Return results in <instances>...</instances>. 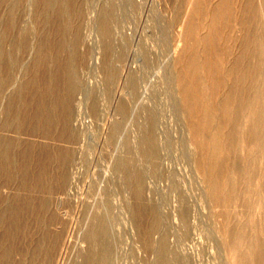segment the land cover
I'll return each mask as SVG.
<instances>
[{
    "label": "bare ground",
    "instance_id": "obj_1",
    "mask_svg": "<svg viewBox=\"0 0 264 264\" xmlns=\"http://www.w3.org/2000/svg\"><path fill=\"white\" fill-rule=\"evenodd\" d=\"M8 1L10 3V0ZM12 1L14 3L15 0ZM36 1L37 8H35L36 13L35 11L34 13L36 15L35 17L37 18V21L44 25L48 24V26L51 23L52 29L51 31L49 30L51 34L48 32L50 35L47 36L46 33V37H48L50 47H47L46 49L45 46L47 45L44 46V43L46 41L44 42L38 40V46L37 48H34L36 49V51L33 53V55L35 53L36 54L34 55L35 57L33 56V64L30 62V64H32V67L30 64V67H26L27 69L31 68L28 70L29 77L26 78L27 80H24L25 83H23V85L20 86L21 89H19L22 92L20 93L17 90L16 94L19 96H15L14 93H11V96L10 93H8L11 96L10 100L8 98V94H5L3 96H7L8 100H5L4 103H7L6 101L9 102V106L7 108L9 110L7 111L9 113L7 114V118H5L6 120L3 117L4 122L2 121V118L0 119V122L1 125L2 123L6 124H3V127H7V124L9 125V123H16L18 128L27 131L29 130V132L32 131L33 133L34 131H40V133H42L41 135H44V137L47 136L49 138L52 136L51 138H58L62 139L63 141H75V136H78L75 132H77L78 130L74 131L72 129L75 126H71L73 125L71 123V117H74L72 116L74 115L73 110H75L73 109L75 107H73V100L77 98L75 93L76 91H78L77 88H79L82 84L80 83V81H77V78H81V76H77V74H79L77 73V64L80 63L79 61H81L85 55L84 52H80L79 49H81V47L78 48V44L81 38V31L83 28H85H82V24L84 22V16L86 15L83 5L85 6L86 2L84 3L85 0ZM169 1L171 2L173 0H168L167 3ZM22 2L19 3L23 7ZM152 3H154V1ZM173 3V14L172 12H170L172 11V7H170L171 10L169 11L172 14V17H170L172 19L170 21L172 23L177 21L178 23L181 15L184 16L181 21H179L181 22V25L179 23L181 27L180 29H178L179 36L183 40V45L180 44L182 46L180 47L178 53L176 52L177 54L175 55V65H173V67L175 66L176 69L175 81L181 97L184 116L189 123L188 128L191 139L190 142L193 145L192 147H194L193 149H196L197 151V153L196 151L194 152L196 154V156L194 155L196 170L200 174L205 185V189L207 192L206 196L208 195V197L210 198L208 199L211 200L210 202H212L214 206V208H211L212 212L213 209H215L216 215L217 213L220 214L219 216L217 215L218 217L215 216V218L217 219L220 217V220L222 219V224H219L220 221L217 222V224L219 226L221 225L219 227L221 233L220 231L219 233L223 235L224 245H227L228 248V251H226L228 252L227 254L229 264H264V0H174ZM173 3L171 5H173ZM138 4L140 3L138 2ZM169 4L170 3H168V5ZM21 5L19 6V8L21 7ZM136 5L137 1L136 3H134V8L136 9V7H140L139 5ZM113 6L107 8L104 7L99 11L98 16V27L100 29H98V31L102 33H99L100 35H102V37L107 38V44L106 46H104L109 52L113 51V45L116 46L115 43L113 44V42L109 40V37H111V35H115H113L112 31L116 33V31H114L113 29H117L118 24H120L117 20V22H115V18H117V10ZM185 6H187V8L184 9L186 10V13L184 15L182 14V10ZM16 7H14L13 4V7L11 6L9 9L7 8L8 12L6 16H8L5 17L4 20H0V40L7 39L6 41H10L13 34L14 36L16 35L14 32H16L18 28H21V26L19 27L18 25L19 20L16 16V12L19 11L17 10L18 5ZM152 7L157 8V5H154ZM24 8H26V6L23 7V10H25ZM142 8L145 9L141 6V10H139L142 11ZM154 9L151 10L152 13L156 11H154ZM49 10H52L53 17H49ZM137 10L138 9L135 10L136 12L134 11L136 14L138 13ZM139 15L142 16L143 12L142 15ZM148 17L149 16H147V18ZM153 18L155 19L156 16L154 17L153 15ZM150 19L149 21H152ZM136 20L139 24L140 20ZM114 22L116 24L118 23L116 27H114L116 25ZM85 24L86 23H84V25ZM145 25L147 27L149 26L148 28H150L152 24L148 25L146 22ZM145 25H143L144 28L146 27ZM26 26L28 25L23 26V28L25 27L24 29L21 28V30H18L19 33L16 32L17 34H19V41H13V43L10 45L11 47L13 45L12 49L22 51V49H27L26 47L29 46V43L33 44L30 42V40H27L29 39V37L27 38L28 32L30 33L31 29L27 30ZM42 29L43 27H41L39 30L41 31ZM155 29H158V27L154 28V30ZM143 30L147 32L148 29L146 30L145 28ZM157 32L155 35H157ZM141 33L139 34L145 37V40H147L148 37L145 36V33L143 34L142 31ZM151 33L153 32L151 31ZM44 35L45 33L43 34V36ZM155 35L152 34V37H155ZM43 36H41L42 40L45 37ZM127 36L129 37L131 36V34ZM140 38L141 37H139V39ZM149 38L150 40L153 39H151V37ZM180 38L177 37V39ZM14 39L17 40L16 37ZM82 39L83 38H81V40ZM142 39H140L142 41L141 43H143L144 41ZM128 40L134 41L135 39L128 38ZM27 41H29V43ZM138 41L139 40L137 39V43L139 45ZM149 41L147 42L149 43ZM147 42L144 43L148 44ZM140 46L142 47L143 45ZM144 46L147 47V45ZM31 47L33 48V46H30V48ZM123 48H125L126 50V47ZM9 50L11 49L9 48ZM127 50H129L131 53V48ZM142 50H144L143 47ZM147 50H149L150 53L151 50ZM86 51L87 50H85V52ZM115 51H117V49ZM1 52L2 54L0 55H2V58L0 57V60L3 61H0V94L2 95L4 85L11 82L12 75L14 74L13 72H11L13 63L11 61V57L10 59H5L4 56H10V54L12 55L15 51H12V53H10V51ZM26 52H28V50ZM117 52L119 53V51ZM117 52L115 53L116 55H118ZM122 52L120 53L123 54ZM63 53L65 55H63ZM127 54L129 56L128 52L126 54H123V57L124 55L127 56ZM143 54H146V57L148 58L149 56L151 57V54ZM103 55L105 56L106 54L104 53ZM78 56L79 59H81L78 61L79 63L76 62L78 60ZM106 56L104 57L105 60L107 59ZM135 56L136 55H134V57ZM146 57L141 60H146ZM86 58L84 59L86 60ZM104 58L102 63L105 61ZM138 58L139 57H137L136 59L135 57L134 59H136V61L140 60ZM149 59L151 60L152 58ZM152 60L156 61L155 59ZM15 61L17 62L18 59ZM131 61L132 63L134 62L132 60V57ZM18 62L16 63V66L21 67L22 64L20 65V60ZM83 62L85 61L83 60ZM83 62L81 63L83 64ZM111 63L113 64L114 62ZM50 64L53 66L52 69L47 68V65L49 67ZM112 64L110 65V62L108 60L106 68L105 66H103V69H106L107 71L104 77H106L107 75L108 79H106L114 82V79L116 81V72L121 71L122 69H126L122 68L121 65V69L117 71V64L113 65L117 66L115 69L113 68ZM133 64H137V62ZM149 64H147L146 67ZM128 70L130 69L128 68ZM130 72L131 71H129V73ZM26 74L25 76L27 77ZM128 77L131 86L135 88V86L137 85L136 79L138 77H135L131 74L130 76L128 75ZM127 78L125 77V79ZM139 80L141 79L139 78ZM20 82H23V80ZM111 82H109V84H111ZM126 83H128V81ZM124 84L125 83H123V85ZM128 92L130 93L131 91ZM131 95H133L132 92L130 94V97ZM74 96L76 98H74ZM121 96L122 95H120V97ZM126 96L125 99L122 98L123 100L121 102V110H119L124 114H128V111L132 108L130 107L129 109V101L131 102V100L128 98L127 94ZM3 97L0 98L1 101ZM16 99L19 100L17 101L18 103L20 102L21 108L17 106L20 109H13L12 107L13 103H17H15ZM94 99L92 100V104L94 103L96 105L97 102L95 100V103ZM95 105H92L94 106L93 111L98 110L96 109ZM98 105L99 104L97 103V107ZM117 109H120V107ZM4 110H6V108ZM6 113L7 112H5V114ZM155 113L156 112H154V114ZM94 114L96 115V112ZM120 118L126 119V116L124 115ZM149 118L147 119V121H150L149 124L147 123V129L144 130L145 122L142 125L143 127H141L143 128L145 133H141L142 136L139 137V139L141 138V143H139V145H141L139 148H141V153L143 156L151 159L152 162L155 161L154 163H156L159 160H156L158 158L156 156L159 153L158 146L160 145V143L158 144L157 142V140L159 139H157V137L159 136L156 137V135H158L156 134L157 129H155V125L157 123H155L156 120L154 119L153 115L149 116ZM115 120V123L113 124L117 123ZM121 121L123 122V120ZM121 121L119 122V124L121 123ZM13 126L15 127L16 125L13 124ZM118 126L119 125L117 124V127ZM113 130L115 132L116 129L113 128ZM32 132H30V134H32ZM17 133H19L18 130ZM34 134L40 135L39 133ZM1 137L3 136L1 135ZM13 137L16 136L13 135ZM19 138L20 137L15 138L18 139V141L16 140L17 142H19ZM2 139L0 138V141ZM9 139L11 138L9 137ZM4 140L2 141V143H5ZM33 141L35 142L36 140ZM33 141H29V143L26 140L27 143L24 141L26 144H18L19 146L16 144V146L18 147L22 146V149L20 150L21 158L20 160L18 159L17 162L13 160V157L9 152L12 150H9V146L11 147L12 144L15 145V140L14 143H10L8 141V151L3 150L2 152V149L0 148V201H2L3 203H9V205H5V210H3L2 207L1 210L3 211L0 213V264H57L56 261L58 258V253L63 246V242L66 238L65 236L68 233L67 230L70 228L69 226V228L67 227V225H69V221H67V224L65 223V220L68 219H65L63 217L64 214H68V210L64 211V209H60L61 211H59L58 209L61 207L59 203H55L57 204V207L59 205V208L57 209L59 211V215L58 211L57 213L53 212L55 210H53L52 213L49 212L51 208L53 209V207H51V205L53 204L51 203L50 205L47 195L45 196V194L43 195L39 191L52 193L55 191L63 192L64 190L65 192V190L67 189L66 183L70 175V173H68L69 171L67 170V166L69 165L67 164L68 162L71 163V161H69V157L70 155H74L71 153V151L73 150L70 149L69 146H65V148L62 147L60 149H52L51 147V149H49L50 145H48L47 147V144L45 145L44 143L40 142L42 145L41 147L38 142V144H36V142L33 143ZM20 144L22 143L20 142ZM1 146L2 145H0V147ZM31 150H34V153L35 151L38 152V154L35 153L36 155L33 154L35 156L32 157V154L30 153ZM129 151L130 150L128 149L125 155ZM131 152H133L132 154H134H130L133 157L130 158L128 154L129 158H126V155L123 156L124 158H126L125 160L123 158L119 159H123L121 165L124 169L123 171L126 175V180L131 185L130 186L128 184V186L131 187V189L133 187V192L135 191V195L139 196L145 188H143L142 186V177H145V175L142 172V176V173L138 171L141 169L136 170L137 168L134 167L136 163L133 164L132 161L134 162L136 160L132 159H134L136 151L134 153V150H131ZM29 153L31 155H29ZM138 153L140 154V152H137V154ZM160 155L161 154H159V158L161 157ZM135 159H137V157ZM120 162L121 161L119 160L118 164ZM118 168L122 171L120 167ZM157 171L158 170H156L155 172L157 173ZM11 183H14L19 189L22 188L24 190L23 192H25V189L31 190L28 191L31 194H28L27 191L25 194H21L22 192H19L20 194H17L15 201L16 204L14 206L11 205L13 201L12 199L11 203L9 202L12 194L9 199L4 197L5 195H3L4 185L9 186ZM11 188H13V186H11ZM18 188L17 190H19ZM10 191L11 190H9V192ZM32 191H35V193L36 191H38L37 193H39L40 195H38L37 193V195L33 194L34 192L32 193ZM16 192L17 191H15V194ZM8 193H5L8 195L7 197L10 196V194ZM49 194L48 196H52L51 198L56 197V199L54 200H57V196L53 197L52 194ZM13 199H15V197ZM58 199H61V197L59 196ZM63 202H65L64 199ZM141 204L142 203L140 202V205ZM136 205L133 206L135 207L133 208L135 210V214L138 217L143 216L146 213L145 208H148V204L147 207L146 205L145 207H136ZM49 206L51 207L50 209ZM87 207L88 205H86V208ZM183 207L185 208L187 207V205H183ZM188 207L190 206L188 205ZM188 207L185 208L189 212L188 217L186 216L187 211H181V215L184 218H190V211L188 210ZM86 208L84 209L86 210ZM157 208L158 207H156V205L152 204L151 208L147 210L149 213L148 216L147 214H145L144 216L147 217L146 220L143 219L145 221L143 222L145 223V225L142 232L143 238L141 240H143L144 242H141L150 252H152L150 249L153 250L154 248H156L154 249V253L158 249V256H160L161 258H165V255L167 254V233L164 231V229L163 231H161L163 227V216L161 217L162 213L160 214V210L159 208ZM68 209L71 210L70 207ZM84 209L83 211H85ZM62 211L65 213L61 214L60 212ZM60 214L63 216L60 217ZM25 215L34 218V220L32 221H34L35 223V229L31 228L29 220H23ZM132 215H134V213ZM181 215L180 217H182ZM221 215L223 216V218H221ZM70 219L71 218H69V220ZM104 219H95L92 222L91 220L89 221L91 224H89L88 229L86 228V232L84 233H86L85 237H88L89 241L87 239L86 240L91 244L87 243L89 245V248L86 250V252L84 250V253L82 252V254H84L83 264H107L109 261H112L110 259L111 254L109 252L111 246L109 248L107 247L109 244L107 243V234H109V232L107 231V221ZM163 222L165 223V221ZM64 224H66V227L68 228L66 230L67 233L65 231V236ZM187 224L188 223H186V225ZM186 225H184L185 229L189 227L188 225ZM158 230H160L161 236L160 242L157 244V241H155L153 236H155V231ZM188 230L189 229H187L186 233H188ZM181 234H184V236L186 235L185 233ZM23 236H26L28 238L25 239V242L23 241ZM169 248L171 250L170 245ZM17 254L20 256L17 257ZM158 256L156 258H158ZM158 259L157 261L160 262ZM165 259L167 260L168 258ZM172 259H174V257ZM160 263H162V261ZM163 263L165 264V261H163ZM168 264L174 263H172L171 261L168 262Z\"/></svg>",
    "mask_w": 264,
    "mask_h": 264
},
{
    "label": "rangeland",
    "instance_id": "obj_2",
    "mask_svg": "<svg viewBox=\"0 0 264 264\" xmlns=\"http://www.w3.org/2000/svg\"><path fill=\"white\" fill-rule=\"evenodd\" d=\"M136 1H137L136 6L138 5L140 6V7H136V9L141 10V6L145 8V9L142 8V11L137 10L138 12L137 14L135 13L136 9L134 8V3H136ZM136 1L135 0H132V1L131 0H85L84 1V3L86 2L87 6L83 5L86 15L84 16V19H83L84 22L82 24L83 25L82 28L83 27L85 28L83 29L81 28L82 31L84 30L83 33L81 31V38H83L85 41L83 39L81 40L80 38L81 42L82 41L83 42L81 43L79 40L78 48L81 47V49H79L80 52L81 53L84 52L85 54L84 58L86 57L87 58L86 60L84 58L81 60L79 59V56H78L77 57L78 60L76 59L77 60L76 62H78L79 60H81L79 61L80 63L83 62V60L85 62H83V64L82 63L80 64L79 62H78L79 64L76 63L78 65L77 73L80 74V75L77 74V76L78 77L81 76V78H77V81L78 82L80 81V83H82L81 84L82 86L78 83L80 85L79 87L80 90L79 88H77V90L79 91V92L76 91L75 93L77 98L74 96V98H76L77 100L73 98L76 101L73 100V103H74L73 107L75 106L73 109L75 110H73L74 115H72L74 117H71V123L73 124L71 126L72 127L75 126L72 129L74 131L78 130L75 133L79 137L75 136L74 138L76 139L75 141L66 140L67 141L66 142V141H63L62 139L51 138L52 136L49 138L47 136L44 137V135H41L42 133H40V131L39 132L34 131V133H39L40 135L38 134L35 135L32 131H30L32 132V134H30L29 130L27 131V130H22L18 128L16 123H13L14 125H16L15 126L16 128H15L12 123L11 124L9 123V125L11 126L7 124V127H6L5 123H2L1 125V122H0V138L1 139L3 138L0 141L1 142L0 145H2L0 147L2 149L1 151L2 152L3 150L8 151V147H7L8 143L9 142L14 143V140H15V145L10 144L11 147L9 146V150L11 149L12 150L9 152L11 153L13 160L17 162L18 159L20 160L21 158L20 150L22 149L21 148L22 146L21 147H18V146L24 145L29 141L32 142L33 140H36L35 141L36 144L39 143V145H41V143H44L45 145L47 144V147L48 145H50L49 149H51V147L52 149H60L62 147L65 148V146H69L70 149L73 150L71 151V153L74 155H70L69 157V161H71V163L68 162L67 164L69 165L67 166L68 168L67 170L69 171L68 173H70V175L68 179L69 181L67 180V183H66L67 189L65 190V192L63 190L64 193L62 191L61 192L55 191L52 193L49 192L50 193L49 194L48 192L39 191L41 192V194L43 195L45 194V196L47 195V197L49 198L50 205L51 203L53 204L51 205L53 209L49 206V209L51 208L49 212L52 213V211L55 210L53 212L57 213L58 210L59 211H61L62 209H64V211L68 210V214H64L65 212L63 211L60 212L61 214L62 213L64 214V216L60 214V217L63 216L65 219H68V220H65V219L64 220L66 221L65 222L66 224L68 223L67 221H69L68 223L69 225H67V227L69 226L71 229L69 227L68 229L66 227V224H64L65 225L64 226L65 227L64 236L67 233V231H68L67 233L68 235L66 234L65 236L66 238L63 242V246L58 253V256H57L58 258L56 261L57 264H83L84 254H82V252L83 253L84 251L86 252V250L89 248L88 244H91L90 242H88L89 241L88 237H85L86 233L84 232H86V228L88 229L89 224H91L89 222L90 220L92 222L95 219L100 220L102 218L103 219L106 218L104 220L107 221L106 222L107 227H108L107 231L109 232V234H107L108 235L107 243L111 244V245L108 244L107 247L109 248L111 246L109 249V252L112 256V258L110 256V259L112 261L111 262L109 261L110 263L108 262L107 264H164L163 261H165V264H168V262H171V261L174 264H229V259H228V254H227L228 248H227V245H224L223 235L220 234L221 231L219 227L221 225L219 226L217 224V222L219 221H220L219 224H222L221 223L222 219L220 220V217L217 219L215 218V216L217 215L219 216L220 214L217 213L216 215L215 209H213V212H212L211 208L212 207L214 208V206L212 202H210L211 200H209L210 198L208 197V195L206 196L207 192L205 189V185L203 183V180L200 174L196 170V165L194 162V159L196 156L194 152L196 151V149L195 150L193 149L194 147H192L193 145L190 142L191 139H190V133H189V128H188L189 123L186 117L184 116L181 97L178 92L179 90H178V87L175 81L176 69H175V66L173 67V65H175V58H176L175 55L178 53L180 47L183 45V40L180 38L179 31H178V29H180L181 27L180 26L181 22L179 21H181V19L184 16L181 15V17L178 20V23L177 21L173 23L170 21L172 19L170 17H172V14L174 12V8H173L174 0L171 2L169 1L168 2L170 3L169 5L167 3L168 0H164L165 3L163 2V0H156L157 2L155 0H147V1L146 0L144 1L136 0ZM153 1L156 4L152 3ZM19 2H22V0H15L14 3L12 0H10V3L8 0H0V20H4L5 17L8 16V15L6 16L8 9L11 6L13 7V4H14V7L18 5L17 10L20 11V12L19 11L16 12L17 13L16 16L18 17L17 19L19 20L18 25L19 27L21 26L22 29L25 28V27L23 28V26L28 25L26 26V29L27 30L31 29L32 31L30 30V33L34 32L35 30V32L31 34L28 32V36H27V38L29 37V39L27 40H30V42L33 44H30L29 41H27L29 43V44L27 43L29 45L26 47L27 49H24V50L22 49V51L12 49L13 45L12 47L10 45L13 43V41H16V42L19 41L18 40L19 34L17 33H19L18 30H21V28H18L16 31L17 33L14 32L16 35L14 36L13 34L12 36V39L16 37L17 40L15 39L14 40L11 39L10 41L9 40L6 41L7 39L0 40V48H1L0 54H2L1 51H6V52L10 51V53H12V51H15L13 52V54L15 55L10 54V56L8 55L4 56L5 59H10L11 57V61L13 62L11 72H13L14 74L12 73L13 74L12 79H11V82H9L10 85L9 83L4 85V88L2 91L3 94L2 95L0 94L1 97H3L5 94H8V93H10L11 96H12L11 93H14L16 96L17 90L20 93L22 92L21 90H19L21 89L20 86L23 85V83H25L24 80H27L26 78L29 77L28 70L31 69V68L27 69L26 67L28 66L30 67V65L32 67L34 57H35L34 55L36 54L35 53L33 55V53L36 51V49L34 48H37L38 42L40 40L44 42L46 41L44 43V46L47 45L45 46V48L47 49V47H50V43H49L48 37H46V33H47V36L51 34V32H49V30L51 31L52 29L51 23L49 24L50 26L49 27L48 24L44 25L42 23H39V21H37V18L35 17L36 16L35 8H37L36 7L37 1L36 0L35 1L34 0H23L22 2L23 7L26 6V8H24L25 10H23V7ZM138 2L140 4H138ZM172 3L173 5H171ZM19 4L21 5L20 7L21 9L19 8L20 6ZM154 5H157V8L152 7ZM166 5H167V8H166ZM110 6L115 7V9L117 10V12L115 11L116 17H117L115 18V22L118 21L120 23V24L117 23L118 24L117 29L116 28L113 29L114 31H116V33L112 31L113 35L114 34L115 35L114 36L111 35V37H109L110 38L109 40H111L113 44L114 43L116 44V46L113 45L114 49L112 52H109L105 47L107 44V38L102 37V35L99 34L101 32L98 31L99 11L103 9L104 7L107 8ZM149 6H151L152 8ZM170 7H172L171 8L172 11H170L171 10ZM186 8L187 6H185L182 10L184 12V13L182 12V14L184 15L186 13V10L184 9ZM153 9L154 11L156 10L155 11L156 13L155 12L152 13L151 10ZM169 11L172 12V14ZM48 12H49L48 15H50L49 17H53L52 10H49ZM142 12H143V15H142ZM149 12L151 13V16ZM134 13L136 14V16ZM146 13H149V14H146ZM139 14H141L142 16H140ZM153 15L154 17L156 16L157 18V19L155 18L156 21L153 18ZM138 16H140L141 18ZM147 16H149L150 18H153L154 20L148 17L155 24L152 21H149ZM136 19L140 20V21L138 20L139 24ZM145 21L147 22L148 25L152 24L150 28H148L149 26L147 27L145 25L146 23ZM84 23L86 24L84 25ZM117 24L113 26L116 27ZM142 24L146 26L145 27L146 30L148 29L147 32L143 30L145 28ZM141 26L143 27V29ZM31 27L35 29L33 30ZM39 27L40 28L43 27V29L40 31ZM157 27L158 29L154 30V28H157ZM43 31L45 33L44 35L45 37L43 36L44 34ZM141 31L143 32V34L145 33V36L148 37V39L146 38L147 40H145V37L141 36L142 35ZM151 31L153 33H151ZM148 32L150 33L151 36L149 35ZM156 32H157V35H155ZM127 33L131 34L132 37L131 36L128 37L127 35L129 34ZM139 33H141V35ZM82 34L83 36L85 34V36L83 37ZM152 34L155 35V37L153 36L154 38L152 37ZM39 36H40V39H39ZM41 36H43L45 40L44 39L42 40ZM138 36L141 37L140 39H142L143 37L142 39L144 40L143 43H141L142 41L139 39ZM149 37H151V39L153 38L152 39L153 41L150 40ZM177 37L180 39H177ZM46 38L48 41L46 40ZM128 38L135 39V40L134 41L128 40ZM137 39L139 40L138 41L139 45L137 43ZM104 40L106 41V43ZM149 40L151 41V43ZM179 40H181L182 42ZM147 41H149V43ZM144 42H147L148 44H145ZM140 45H143L142 47L144 48L145 52L144 50H142V47ZM144 45H147V47ZM30 46H33V48L32 47L30 48ZM123 47H126V50L131 48V53L129 50L126 51L125 48ZM9 48L12 51L9 50ZM116 49L117 51H119V53L123 51L122 52L123 54H126L129 52V56L127 54L128 57L125 55L123 57V54L121 53L119 54L117 51H115ZM147 49L151 50L150 53H149V50ZM25 50L26 51L28 50L29 53L26 52ZM85 50L87 51L85 52ZM106 50H107V53H106ZM116 52L118 55L115 54ZM104 53L106 55L107 54L109 55V56L107 55L108 57L105 55L107 58L106 59L107 61L104 58L105 57L103 55ZM109 53L112 55H110ZM143 53L151 54V57L148 55L149 58L155 59L156 61L152 59L150 60L148 57H146L147 55ZM63 55L65 54L63 53ZM134 55H136L135 56L136 59L137 57H139L138 59L140 60L136 61V59H134L135 58ZM1 56L2 55H0V57ZM12 57L15 59H13ZM102 57L104 58L105 63L104 62L102 63L103 61ZM131 57H132V60L134 61L133 63L137 62V64L132 63ZM145 57H146V60L142 61L141 59H144ZM16 58L18 59V61L20 60V65L24 64L23 68H22V65L21 67L16 66L17 65L16 63L18 62V61L17 62L15 61L17 60ZM108 60L110 62V65L112 64L111 62H114L112 66L117 64L118 67L113 66L114 69L117 67V71L121 69L120 68L121 65H122V68L126 69V70L122 69L121 71L123 72L121 71H118L119 73L116 72L117 82L115 81V79L113 80L116 83L111 82L110 80H107L108 79L107 75L106 77H104L107 71L106 69L105 70L103 69L104 68L103 66H105L106 68ZM1 62H0V65H1ZM30 62L32 64H30ZM147 64L149 65L146 67ZM52 67L53 66L51 64L49 65V67L47 65L48 69H52ZM128 68L130 70H128ZM129 71H131L132 73L131 72L129 73ZM25 74L27 75V77L25 76ZM130 74L134 75L135 77H138L136 79L137 85L135 86V88L131 86V83L128 80L129 79L128 75L130 76ZM124 76L128 78L125 79ZM139 78L141 80H139ZM22 80L23 82H20ZM126 80L128 81V83H126L127 82ZM109 82H111V84H109ZM123 83L125 84L123 85ZM123 88H124V91L127 93L123 91ZM138 90H139V93H138ZM128 91H131L134 96L131 95L130 97L131 92L129 93ZM126 94L128 95V98L132 102L131 103L129 101L130 103L129 109L130 107L132 108L128 111V114L127 113L124 114L122 111H119L121 110V102L123 100L122 98L125 99ZM10 95L8 97L9 100L11 97ZM120 95L122 96L120 97ZM93 99H94V102L96 100V102L99 104L98 107H97L96 102H95L96 105L94 103L92 104ZM5 100H8L7 96L2 98L3 102L0 99L1 101L0 102L1 103L0 119L2 118L3 122H4V119L7 118V114L9 113L8 112L9 110L7 109L9 106V102L6 101L7 103H4ZM17 101L19 100L16 99L15 103ZM90 103L96 106V109H98L97 110L98 114H97V111H93L94 106H92ZM17 106L21 108L20 102L19 103L17 102L16 104L14 103L12 104L13 109H20ZM119 107L120 109H117ZM5 108L6 110H4ZM5 112L7 113L5 114ZM95 112H96V115L94 114ZM154 112H156L155 113L156 115L154 114ZM115 114L117 118L115 117ZM124 115L126 116V119L120 118V117H123ZM147 115L149 116L153 115L154 119L156 120L155 123H157L155 125L156 126L155 129H157V131L156 130L155 131H156V134H158L156 135V137L159 136L157 137V139L159 138L157 142L158 144L160 143V145L158 146L159 153L156 156L158 157L156 160L159 159L158 161L160 162L157 161L156 163H154L155 159L153 160L154 162H152L151 159L143 156L141 153V148H139L141 145V144L139 145V143H141V138L139 139V137L142 136L141 133L143 134L145 133L144 130L147 129V123L149 124L150 122V121H147V119L149 118V116ZM114 120L117 122L116 124H113L115 123ZM121 120H123V122ZM120 121L121 123L119 124ZM144 122H145V127L143 130V128L141 127H143L142 125L144 124ZM3 124H5L4 125L5 127H3ZM117 124L119 125L118 127H117ZM112 125H115L116 127ZM113 128L116 129L115 132ZM111 129L113 133L111 132ZM17 130L19 133H17ZM1 135L3 137H1ZM13 135L16 136L17 138L20 137L19 142H17L18 139H15L16 137H13ZM9 137L11 139H9ZM3 140L5 141V143L3 142L5 145L2 143ZM109 141H110L111 146L109 145ZM20 142L22 144H20ZM35 142L33 141V143ZM16 144L17 145L19 144V145L16 146ZM128 149L130 150L129 152H131V150H134V153H135L136 151L135 157L134 159H132L136 161L134 162L132 161V163L133 164L136 163L134 167H136L137 169L136 168L135 169L143 170V171L141 170H138V171H140L141 173L143 172L145 175L144 177L142 173V176H143L142 186L143 188L144 187L145 188L143 189V191L141 192V195L139 196L135 195V191L133 192L134 190L133 187L131 189V187L128 186V184L130 185V183L127 182L126 175L124 174V171H123L124 169L122 168V165H121L123 159L125 160L126 158H129V157L131 158L133 157L131 155H134L132 154L133 152L131 153L128 152L126 154L127 157L124 158L123 156H126L125 153L127 152ZM33 151L34 150L30 151L32 155L29 153V155H31L32 157L38 154V152L35 151L36 153L35 154ZM137 152H140V154L139 153L137 154ZM128 154H129V157H128ZM159 154H161L160 158H159ZM136 157L137 159H135ZM119 158H123V159H119ZM119 160L121 162L118 164ZM152 164L153 165L155 164L156 166L155 165L153 166ZM118 167H120L123 172ZM156 170H158L157 173L155 172ZM10 185L13 186L14 189L11 188ZM10 185L9 186L4 185V188H3V195H5L4 197L9 199L11 197V194L13 198L15 197V199H13L12 197L9 199L10 203L12 200L14 202L16 201L17 194H20L21 192H22L21 194H25L26 191L29 194L30 192L28 191H31V190L25 189V192H23L24 190L22 188H20L21 189L20 190L18 187H16L14 183L13 184L11 183ZM8 188L9 190H11L10 192ZM17 188L20 191L17 190ZM15 191H17L16 194H15ZM4 192L5 193L9 192L8 194H10V196L7 197L8 195L5 194ZM37 192L38 191H36V193ZM32 193L36 194L35 191H32ZM47 193L49 195L52 194L53 197L57 196V200H54L56 199V197L51 198L52 196H48ZM37 194L40 195L39 193ZM58 194L61 197V199H58L59 198ZM63 199L65 200V202H63ZM13 201L11 203L12 206L16 204V202L14 203ZM139 201L142 203L141 205ZM0 203H1L0 210L2 209V207H3V210H5L6 208L5 205H9V203H3L2 201H0ZM55 203H59L61 208H59V205L57 207V204ZM145 203L148 204V208H145L146 209L145 214H147V216L149 214L147 210L151 208L152 204L156 205V207L159 208L160 214L162 213L161 217L163 216L162 217L163 227L161 226L162 227L161 231H163L164 229V231L167 233V240H168L167 241L168 243L166 242L167 254L165 255V258H168L167 260L164 257L161 258L160 256H158L159 254L157 252L158 249L155 251V253H154V249L156 248H154L153 250L150 249L152 251L150 252L145 247V245H143V243L141 242L143 241L141 239L143 238L142 232H143L144 225H145V223H143L145 222L143 219L146 220L147 216L144 217L145 216L144 214L143 216L138 217L135 214V210L133 209L135 207L133 206L137 204L136 207L137 206L145 207V205L147 207V204ZM86 205H88L87 208H86ZM183 205H187V207L188 205L190 206L188 207V210L190 211V218H186V217L184 218L181 215L183 211H187L185 209L187 207L184 208ZM64 207L65 208L70 207L71 210H69L68 208L65 209ZM84 208H86L87 211ZM83 209L85 211H83ZM180 209H183V210H180ZM3 210H1L0 213ZM59 211H58V215H59ZM133 213L134 215H132ZM188 214L189 212L187 211L186 212L187 217L189 216ZM180 215L182 217H180ZM69 218L71 219L69 220ZM221 218H223V216ZM24 219L29 220L31 228L35 229L34 227L35 223L34 221H32L34 220V218L28 215H25L23 220ZM186 219H188L189 221ZM163 221H165V223ZM190 221L192 222V224ZM186 223H188L187 225L189 226L187 228L189 229L188 233H186L187 229L184 228L185 227L184 225H186ZM165 229L168 231H166ZM169 229L171 232L169 231ZM189 231H190V234H189ZM139 233L141 234V236ZM181 233H185L186 235L184 236V234H181ZM154 235L156 237L155 236L153 237L155 241H157V244H158L160 242V236H161L160 230L155 231ZM23 237H24L23 241L25 242L26 241L25 239H28V238L26 236H23ZM169 245L171 247V250L169 248ZM145 250H147L148 252ZM172 250L174 253L172 252ZM19 256L20 255H18L17 257ZM157 256L158 258L159 257L160 258L159 259L156 258ZM173 257L174 259L176 258L175 261L174 259H172ZM157 259L160 262L162 261V263L158 262Z\"/></svg>",
    "mask_w": 264,
    "mask_h": 264
}]
</instances>
